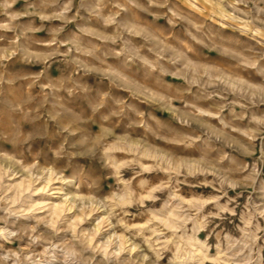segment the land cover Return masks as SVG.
<instances>
[{
    "label": "clouds",
    "instance_id": "clouds-1",
    "mask_svg": "<svg viewBox=\"0 0 264 264\" xmlns=\"http://www.w3.org/2000/svg\"><path fill=\"white\" fill-rule=\"evenodd\" d=\"M17 2L3 0L10 20L0 22V28L12 31L13 36H0V42L9 41V47L2 51L18 55L27 65L44 64V68L5 70L0 65V211L5 213L0 216V240L26 241L17 250H5L0 244V264H47L57 253L63 257L62 264H160L166 252L181 264H203L212 248L209 240L213 233L227 242L225 264H252L251 248L259 239L256 233L261 231L252 220L255 215L264 216V110L232 112L230 121L229 117L220 118L228 103L214 110L197 105L215 96L226 101L229 94L236 97L230 103L239 104L241 109L264 105V48L257 49L235 33L221 32L212 25L205 27L177 0H118L114 7L119 11L111 12L105 21L116 25V34L103 38L119 41V52L108 48L101 51L87 42L77 45L78 37L73 33L65 37L70 45L67 52H61L59 44L55 49L36 50L34 46L41 41L29 33L41 29L31 22L13 21L35 15L41 19H65L72 0L51 17L43 13L44 5L27 0L24 10L8 13ZM85 2L94 15H100L99 9L105 6V0H82V6ZM227 7L237 14L228 18L243 17L247 31L264 38V0H227ZM121 12L130 14L121 17ZM161 18H167L165 24L156 22ZM80 31L85 35L94 33L93 29ZM52 43H56L55 38ZM74 49L98 61L99 66L81 57L70 58ZM57 57L61 58L60 75L54 77L49 61L56 62ZM110 57L115 59L107 63ZM81 71L84 76L77 75ZM90 74L99 79H86ZM169 75L197 85V91L187 98L177 95L183 85L169 84L164 79ZM26 81L30 83L25 93ZM217 83L224 87H213ZM37 87L40 91L34 93L32 89ZM177 101L182 108L175 107ZM153 105L173 116L182 112L181 122L188 129L161 119ZM211 116L219 118L223 130L217 131L215 125L200 119ZM114 117L121 118L119 123ZM243 119L248 120L247 127H233L236 120ZM228 129L239 132L248 143L231 138ZM156 140L165 143L157 145ZM257 140L260 155L249 165L240 157H255ZM197 144L194 152L184 151ZM170 145H183V149ZM226 148H232V152ZM119 152L130 154L132 159L117 162ZM141 159L155 163L144 165ZM137 166L145 171L162 169L170 175L155 186L147 178L134 185L133 181L142 175ZM128 168L133 172L131 178L124 175ZM209 175L214 177L212 181L207 180ZM200 176L205 179H196ZM16 177L23 182L22 191L19 184L10 183ZM110 180H115V186ZM42 181L37 191L58 196L68 211L75 210L78 216L83 213L85 220L92 213L102 215L88 229L80 228V220L69 216L53 220L43 217L35 224L17 227L20 220L42 209L41 202L32 200L36 192L29 188V183L35 188ZM57 181L59 184L49 191L50 182ZM185 184L219 185L218 194H189L186 198L178 194ZM82 187L89 190L87 195L73 193V189ZM249 189V205L252 195H258L262 202L256 205L259 211L244 212L243 229L234 220L223 223L225 214L237 215L236 201L243 199ZM165 190L168 197L164 208L155 211L145 206L146 200H159L156 193ZM12 191L16 195L9 197ZM230 191L235 195H229ZM208 205L213 207L206 211ZM138 217H148L147 224L134 223ZM161 225L169 229L171 236ZM234 230L243 232L248 239H238ZM61 232L66 235L60 237ZM201 232L207 233L203 240L199 239ZM245 249L249 257L237 259L244 256Z\"/></svg>",
    "mask_w": 264,
    "mask_h": 264
},
{
    "label": "rangeland",
    "instance_id": "rangeland-1",
    "mask_svg": "<svg viewBox=\"0 0 264 264\" xmlns=\"http://www.w3.org/2000/svg\"><path fill=\"white\" fill-rule=\"evenodd\" d=\"M118 2V0H105V6L101 9H99L100 15H94L88 8V3L85 2L82 6V0H72V6L71 10L65 14V19H41L40 15H35L31 17H23L22 19L18 21H13V23L18 24H25V23H32V26L35 28L41 29L38 32L35 33H29L30 36L38 37L41 43L36 44L34 47L36 50H51L55 49L57 47V44H59L60 51L61 52H67L69 48V44L65 37L69 33H73L75 37H78V39L75 40V43L77 45H80L83 42H87L90 45H94L97 48H99L101 51H103L105 48L108 49H115L117 52L120 50V42L116 41L113 43L111 40H106L103 37L105 36H114L116 34V25L115 24H107L105 23L107 17L110 15L111 12L119 11V9H116L114 7V4ZM179 6L187 13H190L192 16L197 17L199 21L207 27L208 25L214 26L216 29H218L221 32H227V33H235L239 36H241L243 39L249 41L252 45H254L257 49L264 48V38L261 36L256 35L253 32L247 31V29L244 27L242 20L243 17H240L239 19L235 18H228V17H235L237 14L230 8L227 7V0H211L209 3H204V0H177ZM27 3H38L41 5H44L43 13L45 15H48L49 17L52 16L53 13H59L63 10V7L65 4L68 3V0H27ZM193 3H195V7H193ZM3 0H0V22H8L10 20V16L6 15L5 9L3 8ZM217 5H220V7H217ZM26 7V0H18V2L14 5V7L9 8L7 10L8 13H11L13 11H22ZM241 9H243V5H238ZM155 10V9H154ZM222 10L223 13L222 14ZM131 11L139 12L138 9H131ZM166 11V9H165ZM130 13L121 12V17L125 15H129ZM141 15H145L144 13H140ZM103 17V18H102ZM150 19H154V17H149ZM119 20V17L117 18ZM167 18H161L159 19L158 23L165 24ZM173 27V26H169ZM178 27V25L176 26ZM81 28L85 29H93L94 33L91 35H85L84 32L80 31ZM56 29H63L59 33H57ZM8 36L12 37L13 32L12 31H6L5 29L0 28V36ZM53 38H55L56 43H52ZM134 39H141L140 37H134ZM259 42V43H258ZM9 47V41L5 40L0 42V65L4 66V69L7 70L9 68L19 69L22 67H29L33 68L35 71H40L44 68V64H36V65H27L24 61L20 60L18 58V55L12 54L7 55L5 52L2 51V49ZM211 55L215 56V53H211ZM72 56L81 57L85 61L95 64L99 66V62L94 60L90 56H82L81 53L75 51V49L70 53V58ZM151 56V54H150ZM113 59L115 58H109L107 63H112ZM56 62L49 61L50 64H52V67L50 69L51 75L54 77H58L60 75L59 70V63L61 61V58L57 57L54 58ZM79 76H84V73L81 71L77 73ZM89 80H96L99 79L96 74H90L88 77H85ZM164 79H166L169 84H182L183 89L180 90L177 95H182L184 98L192 96V93L197 91L198 86L197 85H189L184 80H177L172 76H165ZM24 83V92L26 93L28 91L27 84L30 83V81L23 82ZM213 87H224L223 85H220L217 83ZM212 89L209 88L208 91H211ZM32 91L38 92L40 89L34 88ZM114 91L122 92V89H114ZM201 94H203L204 90L200 89ZM129 98L132 99L131 94H128ZM143 98H141L142 100ZM236 97L233 95H228L227 100H221L219 96L211 97L207 100H202L198 103V107H205L209 110H214L215 108L219 107L221 104L228 103V106L224 108V111L220 113V118L222 117H229V120L231 121L232 117L229 115L232 112H235L236 114L241 113L242 111L247 113L250 111H257V110H264V105L259 106H252L251 108L241 109L239 107V104H231L230 101L235 100ZM153 107L156 109V115L159 116L161 119H166L172 121L177 127L188 129V125L183 124L181 122L183 113L178 112L173 116L171 112L168 110H161L158 105H153ZM175 107L182 108L183 106L177 101L175 102ZM114 120L119 123L120 117H114ZM204 122H208L211 125L216 126V130H223L222 126L219 124V118L216 116L211 117H202L200 118ZM195 126V125H193ZM240 126V127H247L248 126V120H236L233 124V127ZM230 133L231 138L240 141L241 143L247 144V138L242 136L239 132H232L231 129L227 130ZM155 143L157 145H163L165 142L162 140H156ZM255 144L257 145L256 150V156L255 157H249V156H241L240 158L245 161V163L251 165L252 162L259 157L260 150L259 145L260 142L257 140L255 141ZM5 147H9L10 145L5 144ZM169 147L177 148V149H183V145H170ZM199 147V144H197L193 149H184L185 152H194L195 148ZM226 151L229 153L232 152V148H226ZM239 154V153H237ZM116 156L118 157L117 162H123L124 160H130L132 159V156L125 152H119L116 153ZM116 162H113V169ZM141 163L144 165H150L155 163L152 159H141ZM163 168V166H162ZM137 171H140L142 175L140 177H137L135 181H133V184L136 185L138 181L142 178H147L152 181V186H155L156 183L159 182L160 179L167 180L168 176L170 175L167 171L162 169L157 170H148L145 171L143 169H140L138 166L136 167ZM125 178H131L133 175L132 169L128 168L124 170ZM244 175H247V173H244ZM183 177H181L182 179ZM264 178V177H262ZM192 180V178H189ZM196 179L203 181L205 177L200 176ZM214 179L213 176L209 175L207 177L208 181H212ZM10 183L12 184H19L20 190H23V184L19 177H16L14 180H12ZM110 184H113L115 186V180H110ZM31 184V183H29ZM43 186V181L39 184H36L35 188H30L31 191L36 192V195L32 196V200L34 202H41L43 207L40 211H37L35 213L30 214V218L27 220H20L17 224V227L25 224H35L37 219L48 217L49 220L57 219V216L52 214V211L50 210L53 206L57 205H64L63 200H61L58 196H48L43 191H37V189H41ZM56 187V186H55ZM219 188V185H201L199 187H189L187 184L180 186V192L178 193L181 196H185L186 198L189 196V194H200L203 193L206 197L209 195H215L218 194L217 189ZM50 191V190H49ZM73 193H79L81 195H87L89 193V190L85 187L79 188V189H73ZM251 192V189L248 190V192L245 193L244 198L241 200L236 201L237 204H239V207L236 208L237 215L235 217L230 216L229 214H225L227 216V219L223 222L225 224H228L230 220H234L235 224L239 225L240 229L244 228V212H250V213H256L259 211V209L256 207V205H261L262 202L258 198V195L253 194L252 195V204L249 205V201L247 199L248 193ZM28 194H31L28 193ZM72 194V193H69ZM9 197H14L16 195L15 191L8 193ZM157 196L160 197L157 201H151L146 200L145 206H147L150 209H154L155 211H159L160 209L165 207V203L167 201L168 192L165 190L164 192L156 193ZM229 195L234 196L235 194L233 192H229ZM225 200H221L220 203L223 204L226 202ZM171 204L173 206L176 205V201L172 200ZM52 206V207H51ZM18 207V206H17ZM213 205H208L206 207V211L208 209H211ZM231 207H235V205H231ZM5 213L0 211V216H3ZM97 214V215H96ZM83 213H81L79 216L77 215L75 210L67 211L65 214L62 215L61 218L63 219L65 216L71 217L73 220L79 219L80 220V228L88 229L92 226H94L96 217L102 215V213H94L90 214L88 216V219H83ZM34 217V218H33ZM15 219V218H12ZM148 217H138L134 223L139 225L147 224ZM219 222V221H218ZM11 223V221H10ZM115 223V221H113ZM158 223V221H157ZM252 224L259 225V228L261 231L256 233V235L259 237V239L255 240V247L251 248V257H252V264H264V216L255 215L254 219L252 220ZM43 227V226H41ZM189 228L192 227L191 224L188 225ZM229 227L231 228V225L229 224ZM161 228H164L163 225H161ZM79 229H77L78 231ZM143 230V229H141ZM164 231L171 236V232L169 229L164 228ZM219 232V229L217 230ZM148 235H151V233H147ZM66 234L61 232L60 237L65 236ZM207 233L201 232L199 234V239L203 240ZM233 235H235L238 239L244 238L248 239V237H245L243 232L241 231H233ZM99 239V237H97ZM139 242V241H138ZM209 243L212 244V248L207 254V258L203 260V264H225L226 257L224 255L226 248H227V242L222 239V237H218L216 233L212 234L211 239L209 240ZM0 244L3 245L4 249H12L17 250L19 248H22L26 245V241L21 242L17 240H13V242L8 243L7 241L0 240ZM145 248H147V245H145ZM37 251H42V249L37 248ZM235 251V250H234ZM126 255V254H125ZM249 257V251L247 249L244 250V256L238 257L237 259L246 260ZM99 259V257H98ZM63 257L57 253L51 258L47 260V264H62ZM169 261H171V264H181L179 260H177L176 257L172 255L171 252H166L164 254V259L160 261V264H169ZM9 264H11V261H9Z\"/></svg>",
    "mask_w": 264,
    "mask_h": 264
},
{
    "label": "bare ground",
    "instance_id": "bare-ground-1",
    "mask_svg": "<svg viewBox=\"0 0 264 264\" xmlns=\"http://www.w3.org/2000/svg\"><path fill=\"white\" fill-rule=\"evenodd\" d=\"M22 183H23V182H22ZM58 184H59V181H57L56 184H52V183L50 182V184H49V190L51 191V189H52L53 187L57 186ZM21 185H23V184H21ZM29 188H31V184H29ZM51 207H52V206H51ZM50 210L52 211V214H53V215L57 216V218H61L62 215L65 214V213L68 211V209H67L63 204H61V205H57V206H53ZM92 214L94 215V213H92ZM96 215H97V214H96ZM89 216H90V215H89Z\"/></svg>",
    "mask_w": 264,
    "mask_h": 264
}]
</instances>
